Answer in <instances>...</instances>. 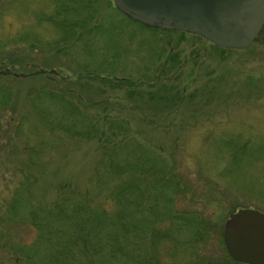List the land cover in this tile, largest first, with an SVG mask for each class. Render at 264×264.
Here are the masks:
<instances>
[{"label": "rangeland", "instance_id": "1", "mask_svg": "<svg viewBox=\"0 0 264 264\" xmlns=\"http://www.w3.org/2000/svg\"><path fill=\"white\" fill-rule=\"evenodd\" d=\"M123 184L127 228L98 236L119 239L112 263L244 264L223 226L264 212V25L231 49L113 0H0V264H53L78 207L113 214L102 196Z\"/></svg>", "mask_w": 264, "mask_h": 264}, {"label": "water", "instance_id": "2", "mask_svg": "<svg viewBox=\"0 0 264 264\" xmlns=\"http://www.w3.org/2000/svg\"><path fill=\"white\" fill-rule=\"evenodd\" d=\"M115 8L141 25L183 30L216 46L247 48L264 25V0H113ZM230 257L264 264V212L239 208L223 226Z\"/></svg>", "mask_w": 264, "mask_h": 264}, {"label": "trees", "instance_id": "3", "mask_svg": "<svg viewBox=\"0 0 264 264\" xmlns=\"http://www.w3.org/2000/svg\"><path fill=\"white\" fill-rule=\"evenodd\" d=\"M110 169H112L115 174L123 176L125 174L124 166L116 164L114 162L110 163ZM128 184H123L116 189L110 190L102 196V201L105 205L110 206L111 210L109 212L104 205L98 206V211L96 215H90L92 218L90 220L85 216L87 209L85 205H80L78 207V237H71L69 242H71L68 247L57 248L54 255L50 256V259L54 261H60L62 264H73L71 261V255L65 254V249L70 250L71 245L77 242L81 244V251L87 252L93 257L96 256L100 259V264H114L112 263V258H116L117 255L122 254L124 251L119 239L117 237H110L106 235L105 237H98L101 234L105 225L108 224H118L121 228H127L126 211L124 206H120V203L127 202L126 191L129 189ZM89 227V228H88ZM91 229H97L98 233L95 235L97 237H91ZM100 233V234H99ZM105 235V233H103ZM68 243V242H67ZM106 248H109L107 250ZM97 259V260H98ZM31 263V261H30Z\"/></svg>", "mask_w": 264, "mask_h": 264}]
</instances>
